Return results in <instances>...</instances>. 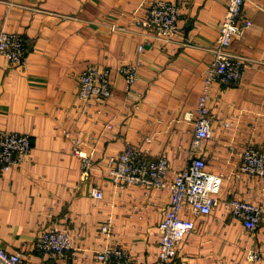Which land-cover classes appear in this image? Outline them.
Instances as JSON below:
<instances>
[{"label": "crops", "instance_id": "crops-1", "mask_svg": "<svg viewBox=\"0 0 264 264\" xmlns=\"http://www.w3.org/2000/svg\"><path fill=\"white\" fill-rule=\"evenodd\" d=\"M154 1L0 0V30L21 35L26 46L20 65L0 57V130L28 135L32 146L25 163L0 172V248L23 264H101L95 256L108 244L128 264L155 263L169 193L112 184L108 160L126 145L146 152L149 162L165 156L171 172L201 157L223 179L210 215L183 213L194 230L181 242L177 264H264V212L249 232L226 207L239 199L264 209V179L239 171L245 149L264 152V0L245 1L239 21L251 26L230 50L249 62L238 83L213 86L210 136L196 149L184 115L196 108L227 0H161L179 3V35L138 53L143 36L131 15ZM112 24L125 32H111ZM135 61L137 81L126 94L118 69ZM89 65L110 71L112 94L103 105L79 102V75ZM107 224L109 238L100 233ZM53 227L72 233L63 257L35 248Z\"/></svg>", "mask_w": 264, "mask_h": 264}, {"label": "built area", "instance_id": "built-area-1", "mask_svg": "<svg viewBox=\"0 0 264 264\" xmlns=\"http://www.w3.org/2000/svg\"><path fill=\"white\" fill-rule=\"evenodd\" d=\"M245 1L227 0L225 13L220 22L219 35L214 45L208 49L213 59L203 75L196 108L184 115V119L194 126L192 141L194 149L210 136L212 114L208 108V102L212 98L213 86H229L238 83L243 68L249 62L245 57L230 50L233 38L243 29L251 26L249 20L239 21ZM180 11L181 7L177 2L157 0L141 12L133 13L130 23L139 29L143 36V41L138 46V53H142L146 46L163 47L173 43L179 35ZM109 28L111 32L122 33L126 29L114 24ZM25 55L26 46L23 37L0 30V57L10 65L17 66L23 63ZM139 65L140 63L135 61L123 64L118 69L126 94H130L133 90ZM111 94L109 69L94 65L85 67L79 75L80 104L86 106L93 102L103 105L109 100ZM31 150L28 135L0 130V172L6 173L25 163ZM73 153L86 161L77 146L74 147ZM240 158V173L264 179L262 150L247 148L240 154ZM108 166V175L116 188L130 185L147 190L168 191L169 204L159 224L160 237L154 264H177L180 244L194 230L193 221L185 218L183 213L190 212L198 217L210 215L220 203L219 193L223 182L221 175L208 172L205 159L201 157L193 158L182 169L171 172L165 156L149 162L146 152L137 151L131 145H126L118 155L110 157ZM170 174L171 177H169ZM91 195L95 199L102 198L98 190H93ZM226 207L233 218L242 222L245 230L252 232L259 227L264 212L262 206L231 199L226 202ZM100 233L108 238L111 237L110 226L108 224L102 226ZM72 239L70 231L53 227L39 234L35 248L53 257H63L72 249ZM95 258L101 264H128L127 255L113 244L106 245ZM248 258L254 260L258 259V256L249 253ZM0 264H23V261L18 253H9L0 248Z\"/></svg>", "mask_w": 264, "mask_h": 264}]
</instances>
